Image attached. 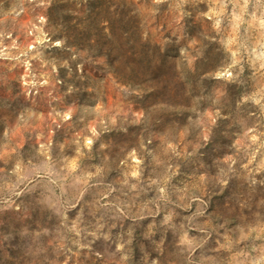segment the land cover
Listing matches in <instances>:
<instances>
[{"label":"rangeland","instance_id":"1","mask_svg":"<svg viewBox=\"0 0 264 264\" xmlns=\"http://www.w3.org/2000/svg\"><path fill=\"white\" fill-rule=\"evenodd\" d=\"M0 264H264V0H0Z\"/></svg>","mask_w":264,"mask_h":264}]
</instances>
